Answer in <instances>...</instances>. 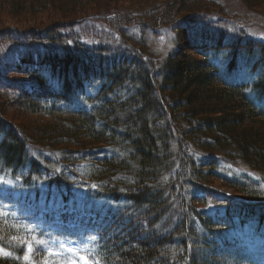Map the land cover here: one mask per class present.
Masks as SVG:
<instances>
[{
    "label": "trees",
    "instance_id": "1",
    "mask_svg": "<svg viewBox=\"0 0 264 264\" xmlns=\"http://www.w3.org/2000/svg\"><path fill=\"white\" fill-rule=\"evenodd\" d=\"M96 1L2 0L0 15L62 20L0 27V173L67 195L50 215L88 264H260L264 42L224 20L225 0ZM163 26L180 33L162 58L149 35ZM69 170L82 173L74 186ZM0 244V264L46 256Z\"/></svg>",
    "mask_w": 264,
    "mask_h": 264
},
{
    "label": "rangeland",
    "instance_id": "2",
    "mask_svg": "<svg viewBox=\"0 0 264 264\" xmlns=\"http://www.w3.org/2000/svg\"><path fill=\"white\" fill-rule=\"evenodd\" d=\"M35 2V0H29ZM100 1V2H99ZM97 0L99 5L107 3L116 4L117 6H129L127 0ZM112 1H115L112 3ZM0 0V9L2 6ZM105 2V3H104ZM227 12L220 14L224 15V20L233 22L246 29L249 36L260 39L264 42V5L257 9L249 7L243 0H225ZM97 10L93 8L91 10ZM84 9V12L91 11ZM4 11H0V14ZM60 13L43 12L34 16L22 19L18 17L0 15V27H44L53 25L61 21ZM23 20L27 21L23 23ZM179 19L175 22L178 23ZM39 24V25H36ZM182 32V31H181ZM180 31H176L174 26H163L156 34H150V49L155 51L162 58L169 52L178 47V37ZM184 48V47H182ZM30 122L29 120H27ZM223 169L229 176L245 177L248 176L252 180L260 181L263 174L254 172L247 165L239 162L223 163ZM69 181L74 186L80 182L82 173H77L76 170H69ZM67 180V179H66ZM221 191L226 194L234 195V189L221 188ZM74 196L78 201H82L85 196L78 189H73ZM237 198L241 195L236 194ZM67 195L56 192L52 193L42 188L37 191L36 188L28 187L23 183L14 182L7 176L0 173V237L8 238L10 242L18 244H26L28 254L26 259L30 258L31 253L41 247L45 250L46 256L41 257L39 262L32 264H88L79 252V246L74 240L65 233L59 224L62 222L59 215L51 216V212L59 210L63 206V202ZM19 221L24 227L16 231L15 224L11 221ZM248 235V234H247ZM250 236V235H248ZM249 254H256L255 250L251 249L250 245H245ZM0 249L6 250L0 244ZM31 249V250H30ZM71 250V251H69ZM7 253V252H6ZM261 255V252H259ZM230 259L232 255L230 254ZM255 258V262L264 264V260ZM31 260V259H30Z\"/></svg>",
    "mask_w": 264,
    "mask_h": 264
},
{
    "label": "snow or ice",
    "instance_id": "3",
    "mask_svg": "<svg viewBox=\"0 0 264 264\" xmlns=\"http://www.w3.org/2000/svg\"><path fill=\"white\" fill-rule=\"evenodd\" d=\"M0 214H2V213H0ZM30 250H31V249H30ZM69 251H71V250H69ZM0 254L8 255V253L4 252L3 249H0Z\"/></svg>",
    "mask_w": 264,
    "mask_h": 264
}]
</instances>
